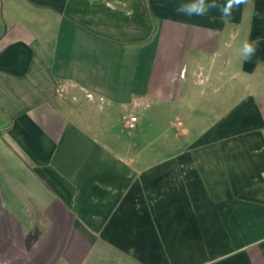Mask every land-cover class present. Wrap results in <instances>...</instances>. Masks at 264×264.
<instances>
[{
	"label": "crops",
	"instance_id": "0c3cea01",
	"mask_svg": "<svg viewBox=\"0 0 264 264\" xmlns=\"http://www.w3.org/2000/svg\"><path fill=\"white\" fill-rule=\"evenodd\" d=\"M188 2L0 0V264H264V0Z\"/></svg>",
	"mask_w": 264,
	"mask_h": 264
},
{
	"label": "clouds",
	"instance_id": "9594fccd",
	"mask_svg": "<svg viewBox=\"0 0 264 264\" xmlns=\"http://www.w3.org/2000/svg\"><path fill=\"white\" fill-rule=\"evenodd\" d=\"M248 0H190L188 3H181L176 7L177 15H183L188 18L203 17L215 10L219 13V20L222 24L231 22L233 12L240 5L247 4ZM259 18L264 19L260 13L256 14ZM264 37H256L255 39H244L239 48L238 53L243 61L248 62L255 56L259 50L261 40Z\"/></svg>",
	"mask_w": 264,
	"mask_h": 264
},
{
	"label": "built area",
	"instance_id": "2783aa9c",
	"mask_svg": "<svg viewBox=\"0 0 264 264\" xmlns=\"http://www.w3.org/2000/svg\"><path fill=\"white\" fill-rule=\"evenodd\" d=\"M136 117L135 116H130L128 121H127V127L128 128H133L135 125Z\"/></svg>",
	"mask_w": 264,
	"mask_h": 264
},
{
	"label": "rangeland",
	"instance_id": "374dc122",
	"mask_svg": "<svg viewBox=\"0 0 264 264\" xmlns=\"http://www.w3.org/2000/svg\"><path fill=\"white\" fill-rule=\"evenodd\" d=\"M219 105H221V106H222V108L224 107L223 103H221V104H219ZM218 110H219V108H218Z\"/></svg>",
	"mask_w": 264,
	"mask_h": 264
}]
</instances>
